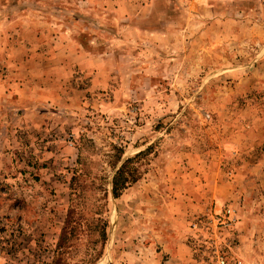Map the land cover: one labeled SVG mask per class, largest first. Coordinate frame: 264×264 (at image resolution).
<instances>
[{"label":"rangeland","instance_id":"obj_1","mask_svg":"<svg viewBox=\"0 0 264 264\" xmlns=\"http://www.w3.org/2000/svg\"><path fill=\"white\" fill-rule=\"evenodd\" d=\"M148 4L127 22L80 0H0V21L57 19L97 66L48 70L75 56L0 39V79L41 81L45 97L0 101V264H215L223 245L227 264H264V0ZM141 150L137 180L114 198L113 175ZM202 189L222 196L175 233L166 194ZM225 205L234 228L213 226L203 236L217 247L193 252L189 222ZM155 235L184 236L188 260L157 256Z\"/></svg>","mask_w":264,"mask_h":264},{"label":"crops","instance_id":"obj_2","mask_svg":"<svg viewBox=\"0 0 264 264\" xmlns=\"http://www.w3.org/2000/svg\"><path fill=\"white\" fill-rule=\"evenodd\" d=\"M81 5L86 6L93 10H98L102 12L103 14H110L111 17H113L114 20H126L127 22H132L136 19H141L144 17V15L149 10V4L148 0H80ZM56 22H53L48 19H37L36 22L38 26L36 28H33L31 26L32 22H35L32 17H29L27 19L25 18H14L11 21H0V39H4L6 36H10L12 33L17 32L19 37L20 34L22 37V40L24 42V48L28 49V51L31 54H43L45 52L42 51H35L33 49H39V50H48L46 52H49V54H67L70 53L75 56V60L73 58L70 62H57L55 63V66L47 67L48 70H55V71H62L67 69L70 70L71 68L73 70H87L94 72V69H96V65L94 64L96 61V58L93 57L94 54L87 53L85 49L81 45L77 43L75 35H73L71 30H68V28H64L62 25H59V20L55 19ZM39 42H41L44 39H50V41L53 42V44L49 43V48L45 47H38L33 48L30 45L27 46L25 41L28 38L29 40L32 39V36H34ZM1 43V41H0ZM12 50V49H10ZM26 51V50H25ZM12 53V52H11ZM11 53H9L11 55ZM8 54V53H7ZM5 65L11 66L12 63L7 62ZM64 65H66L64 67ZM30 69V68H29ZM31 70V69H30ZM41 81H38L35 83V85H32L30 80L25 81H17L10 83L6 79H0V101L2 100H19V102H25L28 99L31 98H37V99H45L43 96V91L41 90ZM39 86V87H35ZM15 93H18V96L13 95ZM15 98V99H14ZM26 103V102H25ZM32 112V111H29ZM3 142H6L4 139ZM189 157H193L192 155ZM195 170V168H193ZM190 168H185V170H189L188 174L194 173V170ZM184 170V171H185ZM195 174V173H194ZM207 177V175H205ZM193 195V196H192ZM166 194V197L169 199L168 206L169 211L172 212L176 211L177 217H173L174 219V228L178 229V219L180 215H183L186 211L189 209L194 210L196 207L199 208L198 210H201L202 207L205 206V204L208 202L209 199L213 198H220L222 194H208L206 190L202 189L200 194ZM227 195V194H223ZM157 202H159V198L157 197ZM157 208L154 215L155 217H159V207ZM155 210V209H153ZM196 210V211H198ZM154 212V211H153ZM158 221V219L156 220ZM178 221V222H176ZM158 232V231H157ZM175 233H179V231H175ZM156 237H152V241L154 242V246L160 247L158 248L157 256L161 253H169L174 256V258L179 259L180 257H183L184 260H188L189 258V247L187 244L183 241L184 236L182 237H176V235L172 236V240L166 239L162 235H155ZM176 256V257H175Z\"/></svg>","mask_w":264,"mask_h":264},{"label":"built area","instance_id":"obj_3","mask_svg":"<svg viewBox=\"0 0 264 264\" xmlns=\"http://www.w3.org/2000/svg\"><path fill=\"white\" fill-rule=\"evenodd\" d=\"M208 215L209 214L207 213L203 215H197L192 221L189 222L190 229L193 231V239H198L192 240L193 252H204L206 248L211 247V244L217 247V244H215L213 240H205L203 236L204 233L212 232L210 230H213V226L233 229L237 219L234 208H232L230 205H225L222 208H219V210L215 212L214 215ZM227 247L228 245H223L220 247V249L214 250L215 264H227L225 257V254L227 253Z\"/></svg>","mask_w":264,"mask_h":264},{"label":"trees","instance_id":"obj_4","mask_svg":"<svg viewBox=\"0 0 264 264\" xmlns=\"http://www.w3.org/2000/svg\"><path fill=\"white\" fill-rule=\"evenodd\" d=\"M149 147L146 148L148 150ZM146 150H141L137 152L134 157L126 158L118 167L115 174L112 177L111 181V194L114 198L119 197L128 187L131 186L133 182H135L138 178L137 168L130 165V162L133 158H137L138 156L144 154ZM70 215L67 214V218ZM68 220V219H67ZM66 220V222H67ZM66 234V226L62 228L59 241L57 246L61 248L62 246V239Z\"/></svg>","mask_w":264,"mask_h":264}]
</instances>
